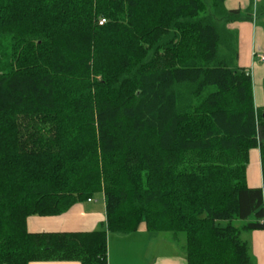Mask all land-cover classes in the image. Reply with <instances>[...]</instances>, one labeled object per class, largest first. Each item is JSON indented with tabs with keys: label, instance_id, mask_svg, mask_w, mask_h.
<instances>
[{
	"label": "trees",
	"instance_id": "16d2710c",
	"mask_svg": "<svg viewBox=\"0 0 264 264\" xmlns=\"http://www.w3.org/2000/svg\"><path fill=\"white\" fill-rule=\"evenodd\" d=\"M225 1L0 0V264H108V234L141 224L184 233L187 264H253L264 85L255 106L227 27L254 0ZM99 194L100 229L27 228Z\"/></svg>",
	"mask_w": 264,
	"mask_h": 264
},
{
	"label": "crops",
	"instance_id": "0c3cea01",
	"mask_svg": "<svg viewBox=\"0 0 264 264\" xmlns=\"http://www.w3.org/2000/svg\"><path fill=\"white\" fill-rule=\"evenodd\" d=\"M249 0H226L227 9H244ZM227 27L234 32L238 58L236 64L251 75L255 106L263 103L264 62L257 60L254 52H264V19L249 18L231 21ZM249 186H261L259 151L252 152L248 166ZM105 204L102 194L91 200L74 204L58 216H32L27 221L29 231H90L103 227ZM242 238L249 243L256 264H264V229L245 231ZM179 237V236H178ZM173 235L148 232L144 224L128 234L107 236L108 264H187L185 239ZM29 264H79L75 261H43Z\"/></svg>",
	"mask_w": 264,
	"mask_h": 264
},
{
	"label": "rangeland",
	"instance_id": "374dc122",
	"mask_svg": "<svg viewBox=\"0 0 264 264\" xmlns=\"http://www.w3.org/2000/svg\"><path fill=\"white\" fill-rule=\"evenodd\" d=\"M205 2L207 3V2H209V0H205ZM258 3H259V0H254L253 1V4L251 6V11H250V14H251L250 17L251 18L254 17L255 19L259 17L260 20H262V19H264V12H259L258 11V9H259ZM250 220H253V217L248 218L246 221L237 220V221H234L233 223L235 225L239 226V225L244 224V223H246L247 221H250ZM221 223L223 224L225 222L222 221ZM112 234L113 235H116L117 233H111V235ZM161 235L169 236V235H171V233L170 232H162ZM242 235L244 237L245 236V233H243ZM178 236H179L178 239H181V238L184 239L185 238V235L182 232L178 233ZM253 264H256V260H255V257L254 256H253Z\"/></svg>",
	"mask_w": 264,
	"mask_h": 264
},
{
	"label": "built area",
	"instance_id": "2783aa9c",
	"mask_svg": "<svg viewBox=\"0 0 264 264\" xmlns=\"http://www.w3.org/2000/svg\"><path fill=\"white\" fill-rule=\"evenodd\" d=\"M100 23H102V22H100ZM253 56H254L257 60H259V61H261V62H264V52H254V53H253Z\"/></svg>",
	"mask_w": 264,
	"mask_h": 264
}]
</instances>
